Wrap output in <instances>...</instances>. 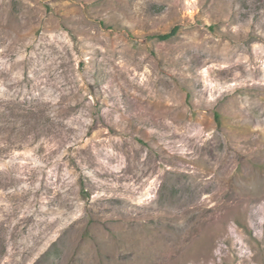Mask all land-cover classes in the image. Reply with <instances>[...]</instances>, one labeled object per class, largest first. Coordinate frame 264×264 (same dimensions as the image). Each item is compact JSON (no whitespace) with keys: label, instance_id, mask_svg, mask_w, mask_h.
<instances>
[{"label":"rangeland","instance_id":"obj_1","mask_svg":"<svg viewBox=\"0 0 264 264\" xmlns=\"http://www.w3.org/2000/svg\"><path fill=\"white\" fill-rule=\"evenodd\" d=\"M0 264H264V0H0Z\"/></svg>","mask_w":264,"mask_h":264},{"label":"trees","instance_id":"obj_2","mask_svg":"<svg viewBox=\"0 0 264 264\" xmlns=\"http://www.w3.org/2000/svg\"><path fill=\"white\" fill-rule=\"evenodd\" d=\"M176 31H177V27L175 26L174 28H172L171 31H169L167 33L156 35V37L160 40H166V39L170 38L172 35H174Z\"/></svg>","mask_w":264,"mask_h":264}]
</instances>
